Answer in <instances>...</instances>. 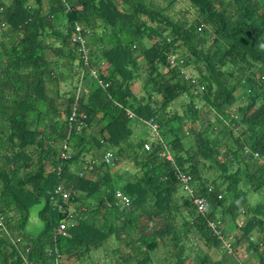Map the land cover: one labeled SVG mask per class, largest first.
I'll return each instance as SVG.
<instances>
[{
  "label": "trees",
  "instance_id": "1",
  "mask_svg": "<svg viewBox=\"0 0 264 264\" xmlns=\"http://www.w3.org/2000/svg\"><path fill=\"white\" fill-rule=\"evenodd\" d=\"M175 1L0 0V264H229L209 221L264 264V0Z\"/></svg>",
  "mask_w": 264,
  "mask_h": 264
},
{
  "label": "built area",
  "instance_id": "2",
  "mask_svg": "<svg viewBox=\"0 0 264 264\" xmlns=\"http://www.w3.org/2000/svg\"><path fill=\"white\" fill-rule=\"evenodd\" d=\"M71 42L75 45H80V52H81V59H82V65H83V69H87L89 72L90 77L94 78L96 80V83L98 86H100L101 88H105L107 87V84H104L101 80L97 79V74L95 72V70L90 69L89 68V60H88V56H87V50L84 47V40L81 37V28L79 26L75 27L73 36L71 38ZM169 64L173 65L176 63L174 57H169ZM82 68L79 70V78L81 79L83 74H84V70ZM79 91V89H78ZM126 115L131 118L132 114L130 112H126ZM80 118L83 119L84 116L82 114L77 115L74 110L73 112L70 114V116L67 119V122L69 123V125H73L75 126V132H80V129L82 127V121L80 122ZM145 124L150 128L151 130V134L152 137L154 139H157L158 135H157V131H158V126L157 124H155L154 122H152L151 120L146 121ZM62 150L63 152L61 153V158L65 159L67 158V156L64 154V151L66 150V143H62ZM144 149L148 150V145H144ZM163 156L166 158V160L171 161V157L168 153H163ZM103 160L106 164H108L111 161V155L109 153H106L103 157ZM177 178L182 186V188L185 190V192L189 191L188 193H191L190 196L192 197L193 195V191L192 188L190 186V181L191 178L188 175H184V174H178ZM63 198L67 197V194H63L62 195ZM114 198L117 200L118 203L121 204H128V198L123 195L120 191H115L114 193ZM192 204L195 207V210L198 214L203 215L206 212L207 209V202L200 197H192ZM2 224L1 218H0V225ZM207 226L210 229V231L212 232V234L221 241V247L223 250H225L228 254H231L232 252V247L230 246V242L228 241V239H225L222 235V232L220 230V225L219 223L213 222V221H209L207 222ZM66 227V224L62 223L59 225V230L63 231ZM18 242V240H17Z\"/></svg>",
  "mask_w": 264,
  "mask_h": 264
},
{
  "label": "rangeland",
  "instance_id": "3",
  "mask_svg": "<svg viewBox=\"0 0 264 264\" xmlns=\"http://www.w3.org/2000/svg\"><path fill=\"white\" fill-rule=\"evenodd\" d=\"M155 3H157L158 5H162V6H165L166 5V0H153ZM187 9V5L186 3L183 1V0H176L175 1V4L173 5V7L170 9V14L172 16H174L175 14L177 13H180L183 12L184 10ZM176 16V15H175ZM141 79V78H140ZM139 81V80H137ZM138 86V85H137ZM141 86V85H139ZM140 87H137V90L139 89ZM186 103V96L183 95V96H180L179 98H177L169 107V110L171 112L173 111H176L177 113L181 114V109L182 107L185 105ZM197 107L200 108V105L198 104ZM202 115V114H201ZM143 137H145V135L143 134ZM189 139V142L192 143V140L191 138H188ZM121 170V176H127L128 175V172H131L132 168L130 167L129 164H124L122 165V167H120ZM189 192V191H188ZM187 191L185 192L184 189H181L179 190V193L178 195H181V196H186L188 195L190 197V194L191 193H188ZM262 193L261 192H257L255 194H249L248 195V202L249 204L251 205H254L256 203H258L260 200H261V197H262ZM35 210L36 209H33L31 212H30V215H29V220L27 222V227H26V231H28L30 234L32 235H35L36 233H38V231L40 230L41 228V224L35 219ZM35 221H34V219ZM240 220V219H239ZM241 221V220H240ZM230 238V237H229ZM231 239V240H230ZM228 239V241L231 243L233 241V238H230ZM244 246H242L241 249L238 250V252L236 251L235 253H233V251L231 252L230 254V257H231V261H229L230 263L229 264H256L257 260L254 259L253 257L249 258L248 259V253L249 251L248 250H245V248H243ZM163 252H161L159 255L155 256L154 257V260H157L159 258H161ZM102 255V251L100 249L96 250V251H92L90 253V256L92 259H96L98 258L99 256ZM214 256V255H213ZM215 259V256L213 257ZM248 259V261H247Z\"/></svg>",
  "mask_w": 264,
  "mask_h": 264
},
{
  "label": "crops",
  "instance_id": "4",
  "mask_svg": "<svg viewBox=\"0 0 264 264\" xmlns=\"http://www.w3.org/2000/svg\"><path fill=\"white\" fill-rule=\"evenodd\" d=\"M142 79V78H141ZM141 79H139V81H136L134 84H133V86H132V88H133V91H134V93L135 94H137V95H139L140 93H141V86H139V85H141ZM138 85V86H137ZM137 87H140L138 90H137ZM134 133H135V136L136 135H138V134H140V133H142L141 132V128L140 127H137L136 129H135V131H134ZM147 136H150V133H148L147 132ZM105 155V154H104ZM104 157V156H103ZM124 164H129V163H126L125 161H122V162H120L119 164H117V166L116 167H114L113 169H112V174H119V175H121L120 173H121V170L122 169H120V167H122V165H124ZM130 165V164H129ZM122 178V177H121ZM37 210V209H36ZM36 210H35V213H36ZM34 219V218H33ZM35 219H36V217H35ZM35 219H34V221H35ZM38 221V220H37ZM27 227V226H26ZM214 256H217V255H215V253H214ZM247 261H248V259H247Z\"/></svg>",
  "mask_w": 264,
  "mask_h": 264
}]
</instances>
